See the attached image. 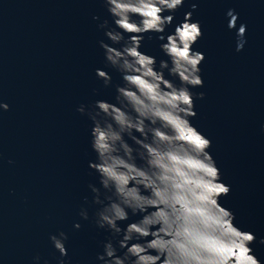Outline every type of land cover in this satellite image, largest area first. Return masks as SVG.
Listing matches in <instances>:
<instances>
[{"label":"water","instance_id":"water-1","mask_svg":"<svg viewBox=\"0 0 264 264\" xmlns=\"http://www.w3.org/2000/svg\"><path fill=\"white\" fill-rule=\"evenodd\" d=\"M201 24L195 45L205 60L204 99L195 101L192 123L212 142L210 151L223 181L231 186L221 203L238 226L264 238V0H185L175 13L179 23L191 4ZM247 25L243 51H235V33L225 12ZM99 19L93 20V17ZM111 18L102 0H0V264H57L49 235L68 236L66 264H96L109 233L96 228V206L89 184L97 187L89 161L91 121L77 113L97 100L113 101L117 72L108 88L95 77L104 69L97 25ZM171 31V28L167 29ZM141 51L157 64L166 59L159 42L144 38ZM165 75H167L165 73ZM11 161V163H9ZM87 201V202H86ZM81 208L89 219L80 220ZM136 217H130L135 220ZM80 223L79 231L73 224ZM124 225H121L123 227ZM253 254L264 264V245ZM243 262V253L237 256Z\"/></svg>","mask_w":264,"mask_h":264},{"label":"clouds","instance_id":"clouds-1","mask_svg":"<svg viewBox=\"0 0 264 264\" xmlns=\"http://www.w3.org/2000/svg\"><path fill=\"white\" fill-rule=\"evenodd\" d=\"M102 3L111 27L107 20L97 25L108 43L98 42L104 69H96L95 77L108 88L107 70H112L121 82L112 102L97 100L88 112L84 105L76 109L91 121L89 147L95 159L87 167L99 185H88L97 208L94 223L109 233L96 264H261L252 245H264V238L257 241L238 226L234 212L221 203L231 186L221 177L211 140L192 123L195 101L204 99L203 92H193L204 86L205 55L195 48L203 33L192 19L197 5L173 25L185 0ZM225 20L239 53L247 25L237 27L234 9L225 12ZM145 36L155 37L166 59L157 64L155 56L141 51ZM8 110L0 102V112ZM78 215L89 219L85 208ZM80 227L73 224V230ZM48 240L58 253L57 264H66L68 236L61 231ZM241 253L243 262L237 259ZM33 264H40L39 256Z\"/></svg>","mask_w":264,"mask_h":264}]
</instances>
